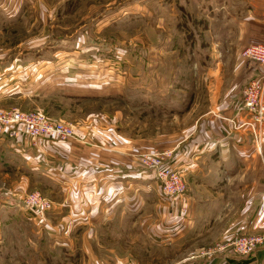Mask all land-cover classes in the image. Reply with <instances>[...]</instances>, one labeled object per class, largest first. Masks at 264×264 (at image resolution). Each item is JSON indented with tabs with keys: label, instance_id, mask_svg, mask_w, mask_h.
Listing matches in <instances>:
<instances>
[{
	"label": "rangeland",
	"instance_id": "rangeland-1",
	"mask_svg": "<svg viewBox=\"0 0 264 264\" xmlns=\"http://www.w3.org/2000/svg\"><path fill=\"white\" fill-rule=\"evenodd\" d=\"M254 5L264 6V0H0L2 68L31 69L26 64L37 55L50 60L56 74L67 75L68 70L75 80L98 85L81 99L13 96L0 100V109H44L73 125L92 113L116 115L120 132L150 144L151 152L176 151L218 101H228L235 91L242 95L244 85L259 73L256 63L242 56L246 45L241 47L239 33L231 31L244 11L254 15L249 13ZM15 56L21 59L13 60ZM45 65L41 62L39 68ZM6 73L1 90L18 80ZM242 116L253 119L247 111ZM233 130L253 139L260 160L251 179L260 188L256 196L264 198V122ZM43 170L46 174L36 171L33 176L0 173V264H207L213 250L239 235L226 229L230 222L225 217L216 219L220 207L213 204L200 209L197 225L177 223L173 212L169 231L161 232V195L155 190L160 185L149 170L150 178L136 175L132 180L133 200L109 202L101 218L84 224L77 203L62 206L75 196L65 188V179ZM189 190L176 197L177 207L187 193L203 197L194 184ZM31 193L47 197L51 207L26 206ZM239 193L243 197L246 191ZM236 194L221 188L219 196L235 200ZM252 195L247 193V208L256 213L261 205L253 203ZM184 208L178 216L187 217ZM227 208L239 215L243 206ZM185 225L188 233L179 238Z\"/></svg>",
	"mask_w": 264,
	"mask_h": 264
},
{
	"label": "crops",
	"instance_id": "crops-1",
	"mask_svg": "<svg viewBox=\"0 0 264 264\" xmlns=\"http://www.w3.org/2000/svg\"><path fill=\"white\" fill-rule=\"evenodd\" d=\"M244 13L247 15V12ZM249 13L255 16L245 15L243 19L237 21V25L232 23V26H235L231 31L237 35L239 33L241 47L264 44V6H251ZM258 14L262 16H257ZM19 58L21 59L20 56H15L13 60ZM39 58L37 55L31 56V61H28L30 63L26 64L31 66V69H24V66H21L18 69L8 70L2 68L6 62H0V84L8 71L12 73V78H18L10 85L7 83L6 87L3 85V89H0V100L13 96L39 98L46 94H59L70 99L77 96L81 99L87 95V90L92 93L97 90L98 85L94 86L88 81H77L68 75L70 74L68 70L64 71L67 75L56 74L50 60L41 59V61ZM41 62L46 64L42 70L39 68ZM256 65L260 70V65L257 63ZM3 70L6 72H2ZM27 86L29 88H26ZM99 89L112 90V88ZM241 98L239 91L233 92L228 101L225 97L222 98L208 112L202 123L194 128L192 137L190 139L185 137L174 147L176 151L171 163L184 170L187 181L186 192H189L190 186L194 184V188L202 192L203 197L199 196L200 193L199 195L187 193L183 204L177 207L176 198L164 195L160 190L161 187L156 184L155 190H159L157 193L161 195V199L158 200L162 210L160 214L162 224L160 223L159 227L161 232L169 231L167 222L173 212L177 223L197 225L200 221V209L206 211L207 206L212 204L220 207L216 210V219L225 217L230 222L227 230L234 229L238 232L236 234L264 232V198L261 197L262 195L256 196L260 188L257 186L258 183L251 179V174L257 176L259 172L256 164L260 157L254 150L253 139L243 131L233 130V122L226 119L229 117L239 122L244 120ZM35 110L50 119L61 120L50 116V112L44 109ZM111 116L112 118L107 113L89 114L82 122L75 125L77 137L65 142L40 139L37 145H31L28 140L0 138V173L15 170L33 176L36 171L46 174L43 170L46 169L53 176L65 179L63 180L65 188L75 195L67 197L63 201V207L77 203L81 210L78 217L84 224L98 220L103 216L105 204L112 202V205H118L129 202V199L133 200L132 180L136 175L142 178L152 176L140 165L135 156L140 152H151V145L137 143L135 137L124 135L119 130L118 117ZM221 188L229 189L231 193L236 192L238 197L234 200L232 197L219 196ZM242 190L246 191L243 197L242 193H239ZM247 193L250 195L253 193L252 201L253 203L258 201L261 205L260 211L251 213V208H247L249 206ZM143 203V200H139L140 207ZM236 203L243 206L239 215L233 212L234 208L225 209ZM184 206V209H188V215L180 217L178 211ZM186 228L190 227L185 225L184 230L179 227L181 229L178 233L179 238L186 236L188 233ZM63 230L65 235L68 231L64 228ZM213 254L208 258L207 264H264V246L258 247L249 256H240L230 251Z\"/></svg>",
	"mask_w": 264,
	"mask_h": 264
},
{
	"label": "built area",
	"instance_id": "built-area-1",
	"mask_svg": "<svg viewBox=\"0 0 264 264\" xmlns=\"http://www.w3.org/2000/svg\"><path fill=\"white\" fill-rule=\"evenodd\" d=\"M242 56L260 65L259 73H256L242 89L241 106L244 111L253 115L248 122L235 121V128L246 124L264 122V44H252L242 51ZM221 118H224L220 115ZM76 127L72 123L53 120L43 113L18 108L0 109V138L28 140L31 145H37L40 139H49L57 142H65L76 138ZM174 150H158L147 153L136 154V158L143 168L153 171L162 192L170 197H180L187 191V182L183 169L171 163ZM25 204L31 209L48 210L51 200L39 193H31L26 196ZM264 246V233L234 235L224 244L219 245L213 253L230 251L240 256L251 255L258 247Z\"/></svg>",
	"mask_w": 264,
	"mask_h": 264
}]
</instances>
